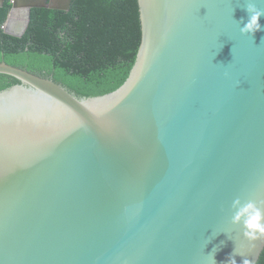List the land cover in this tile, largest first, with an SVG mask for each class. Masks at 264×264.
I'll list each match as a JSON object with an SVG mask.
<instances>
[{
    "label": "water",
    "instance_id": "1",
    "mask_svg": "<svg viewBox=\"0 0 264 264\" xmlns=\"http://www.w3.org/2000/svg\"><path fill=\"white\" fill-rule=\"evenodd\" d=\"M58 1L11 0L5 33ZM138 1L142 40L111 92L0 61L20 80L0 90V264L257 263L264 240L231 217L237 197L264 201V30L240 31L264 0Z\"/></svg>",
    "mask_w": 264,
    "mask_h": 264
},
{
    "label": "trees",
    "instance_id": "2",
    "mask_svg": "<svg viewBox=\"0 0 264 264\" xmlns=\"http://www.w3.org/2000/svg\"><path fill=\"white\" fill-rule=\"evenodd\" d=\"M12 6L0 7V61L49 77L79 98L124 83L142 40L138 0H72L68 10L36 7L22 37L5 33ZM20 80L0 73V90ZM256 264H264V249Z\"/></svg>",
    "mask_w": 264,
    "mask_h": 264
},
{
    "label": "clouds",
    "instance_id": "3",
    "mask_svg": "<svg viewBox=\"0 0 264 264\" xmlns=\"http://www.w3.org/2000/svg\"><path fill=\"white\" fill-rule=\"evenodd\" d=\"M248 19L242 23L241 33L254 34L264 30L260 24V18L264 16V10L257 7L255 2L246 5ZM243 19V18H242ZM233 214L231 221L233 224H242L243 236L250 242L264 240V201L248 200L242 202L239 197L232 202ZM226 264H236L235 255H229ZM244 264H249L246 260Z\"/></svg>",
    "mask_w": 264,
    "mask_h": 264
},
{
    "label": "flooded vegetation",
    "instance_id": "4",
    "mask_svg": "<svg viewBox=\"0 0 264 264\" xmlns=\"http://www.w3.org/2000/svg\"><path fill=\"white\" fill-rule=\"evenodd\" d=\"M36 1H41V2H44V3H50V4H60V2L58 0H36ZM0 2H3L2 6H4L6 4V2H11V0H0ZM2 6H0V7H2Z\"/></svg>",
    "mask_w": 264,
    "mask_h": 264
}]
</instances>
